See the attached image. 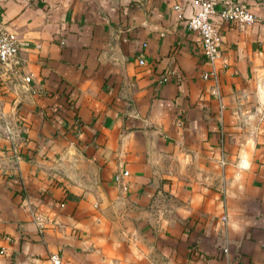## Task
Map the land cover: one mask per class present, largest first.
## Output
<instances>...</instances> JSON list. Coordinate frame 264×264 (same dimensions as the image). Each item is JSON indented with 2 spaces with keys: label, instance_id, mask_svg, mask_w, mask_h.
<instances>
[{
  "label": "crops",
  "instance_id": "0c3cea01",
  "mask_svg": "<svg viewBox=\"0 0 264 264\" xmlns=\"http://www.w3.org/2000/svg\"><path fill=\"white\" fill-rule=\"evenodd\" d=\"M232 1L211 65L191 0H0V264H264V0Z\"/></svg>",
  "mask_w": 264,
  "mask_h": 264
},
{
  "label": "built area",
  "instance_id": "2783aa9c",
  "mask_svg": "<svg viewBox=\"0 0 264 264\" xmlns=\"http://www.w3.org/2000/svg\"><path fill=\"white\" fill-rule=\"evenodd\" d=\"M197 10L187 21V29L194 33L198 38L201 51L211 65L219 58L220 51V35L215 26L210 22V16L216 15L220 22L236 25L237 27H246L251 25L255 18L244 6L235 3L232 0H191ZM215 5L219 7L215 9ZM178 11L177 7H174ZM264 22V19H262ZM18 51L16 36L7 29L0 27V65H8L13 63ZM143 61L138 60V65H142ZM213 73H202V79H206ZM28 78H24V82H28ZM165 78H162L164 81ZM127 173L123 172L122 176ZM119 177L115 176L114 180L118 181ZM41 219L34 217V221L39 224ZM49 264H62L61 258L55 253H51L47 258Z\"/></svg>",
  "mask_w": 264,
  "mask_h": 264
}]
</instances>
